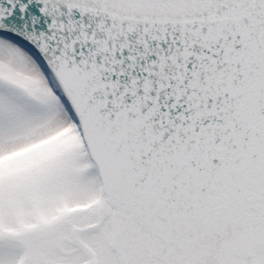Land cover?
<instances>
[{"label":"snow or ice","instance_id":"6c2138e0","mask_svg":"<svg viewBox=\"0 0 264 264\" xmlns=\"http://www.w3.org/2000/svg\"><path fill=\"white\" fill-rule=\"evenodd\" d=\"M0 264H264V0H0Z\"/></svg>","mask_w":264,"mask_h":264}]
</instances>
